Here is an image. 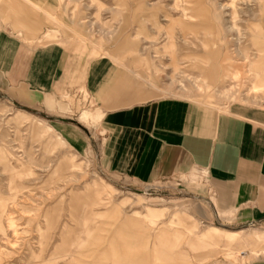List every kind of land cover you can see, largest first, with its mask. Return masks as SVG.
<instances>
[{
  "label": "rangeland",
  "instance_id": "1",
  "mask_svg": "<svg viewBox=\"0 0 264 264\" xmlns=\"http://www.w3.org/2000/svg\"><path fill=\"white\" fill-rule=\"evenodd\" d=\"M16 1L29 9L28 19L0 0V28L31 48L74 45L84 63L107 56L144 99L173 95L218 108L264 107V89L253 91V70L264 74V0H45L40 8ZM169 38L174 56L165 48ZM3 90L0 264H119L122 253L128 264H156L180 245L168 238L190 237L208 225L230 230L203 222L202 213L213 217L216 200L200 171L150 185L101 171L100 122L84 124L83 132L67 121L78 122L83 108L95 110L85 84L60 95L68 104L51 98L35 107ZM183 202L196 220L169 222ZM243 236H218L222 245L210 241L215 251L204 259L211 249L202 243L193 249L185 241L183 252L191 264H235L234 253L248 249ZM255 241L264 246V236Z\"/></svg>",
  "mask_w": 264,
  "mask_h": 264
},
{
  "label": "crops",
  "instance_id": "2",
  "mask_svg": "<svg viewBox=\"0 0 264 264\" xmlns=\"http://www.w3.org/2000/svg\"><path fill=\"white\" fill-rule=\"evenodd\" d=\"M24 1L40 8L45 0ZM4 2L10 9L19 6L23 19H28V8L16 0ZM75 48L66 43L31 48L18 35L0 28V86L12 101L35 107L51 98L55 104L66 103L58 101L60 95L85 84L95 110L83 108L78 122L69 116L67 121L77 123L83 132L88 131L84 124L100 122L95 129L98 164L107 175L151 184L194 171L204 174L216 201L211 202L213 217L202 213V220L230 230L208 225L190 237L168 238L166 242L180 245L169 257H156V264H191L192 256L183 252L185 241L193 249L201 243L202 248H210L201 255L204 259L222 245L218 236L233 241L239 234L245 235L242 241L248 249L234 253L235 264H264V252L258 250L264 246L255 241L264 236V107L218 108L173 95L144 99L109 57L84 63L83 53ZM148 208L168 210V206ZM190 218L196 220L183 202L169 222ZM118 261L128 264L123 253Z\"/></svg>",
  "mask_w": 264,
  "mask_h": 264
},
{
  "label": "bare ground",
  "instance_id": "3",
  "mask_svg": "<svg viewBox=\"0 0 264 264\" xmlns=\"http://www.w3.org/2000/svg\"><path fill=\"white\" fill-rule=\"evenodd\" d=\"M165 48L170 51L171 55L174 54L175 49H174V42H173L172 38L168 39V41L165 44ZM130 51L133 52V49ZM253 72L255 75V77H254L255 81L253 84V91L256 92L258 90L264 89V74H262L261 71L259 72L258 70H253ZM225 75H227V72H225ZM205 76H206V79H208V80H212V78H213V75H205Z\"/></svg>",
  "mask_w": 264,
  "mask_h": 264
},
{
  "label": "built area",
  "instance_id": "4",
  "mask_svg": "<svg viewBox=\"0 0 264 264\" xmlns=\"http://www.w3.org/2000/svg\"><path fill=\"white\" fill-rule=\"evenodd\" d=\"M148 185H150V184H148Z\"/></svg>",
  "mask_w": 264,
  "mask_h": 264
}]
</instances>
